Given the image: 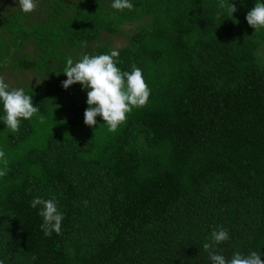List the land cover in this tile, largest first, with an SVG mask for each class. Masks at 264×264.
<instances>
[{"label": "trees", "instance_id": "1", "mask_svg": "<svg viewBox=\"0 0 264 264\" xmlns=\"http://www.w3.org/2000/svg\"><path fill=\"white\" fill-rule=\"evenodd\" d=\"M4 1L0 68L22 73L46 123L10 133L0 122V261L212 264L203 244L219 228L230 239L213 250L264 261V30L245 19L255 0H228L233 18L220 0H132L122 12L112 0H39L28 14ZM137 21L118 49L90 47ZM112 50L151 90L115 132L100 116L84 123L79 83L62 87L69 57ZM36 197L59 202V235L45 236Z\"/></svg>", "mask_w": 264, "mask_h": 264}, {"label": "clouds", "instance_id": "2", "mask_svg": "<svg viewBox=\"0 0 264 264\" xmlns=\"http://www.w3.org/2000/svg\"><path fill=\"white\" fill-rule=\"evenodd\" d=\"M39 0H18L19 10L28 14L37 8ZM134 7L132 0H112L111 8L116 12ZM219 7L227 8L228 15L233 18L236 11L224 0H220ZM219 14L217 19H219ZM247 23L254 30H264V0H255L254 6L245 17ZM234 22H236L234 20ZM119 52L112 50L110 53L98 55H83L79 60L73 61L69 57L62 72L67 77L62 81V87L67 89L75 83L81 85L82 90L87 91L84 112V123L91 127L97 124V116H100L107 124L108 131L115 132L121 124L127 120V115L134 108L143 107L149 99L151 90L145 81L140 67L133 65L131 71H122L118 65ZM39 104H33L32 95L26 94L23 88H10L3 77H0V106L3 115L0 122L9 130L16 133L20 130L22 120H32L38 125L46 123L41 114ZM0 164L7 165L6 153L0 147ZM7 174L6 167H0V177ZM33 208L39 207L38 215L42 218V230L45 236L57 235L61 232L64 213L60 210L59 202L55 198L43 199L36 197L32 201ZM230 239L229 232L224 228L214 229L211 232L210 242L203 247L209 252L212 264H264L261 260L262 253L251 252L247 256L240 252H234L231 259L213 250L220 244ZM3 264V261H0Z\"/></svg>", "mask_w": 264, "mask_h": 264}, {"label": "rangeland", "instance_id": "3", "mask_svg": "<svg viewBox=\"0 0 264 264\" xmlns=\"http://www.w3.org/2000/svg\"><path fill=\"white\" fill-rule=\"evenodd\" d=\"M1 3L6 4L7 2L4 0H1ZM146 20V19H144ZM140 21L133 22V23H125L121 26V32L118 34H103V37L99 38L96 41H93L92 45L90 47H96L97 45L108 43L111 45L114 49H118L122 45L126 44L127 41V35L132 33L136 26H139ZM144 22V21H143ZM30 48V47H27ZM22 73H20L18 70H11L7 67H1L0 68V77H3L5 81L9 84L10 88H18V84L21 83L18 82L19 78L21 77ZM27 78H30V80H35L36 74L33 71H28L26 74H24ZM38 81L41 82L42 79L39 77ZM10 84H14L10 85Z\"/></svg>", "mask_w": 264, "mask_h": 264}]
</instances>
